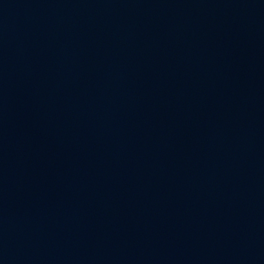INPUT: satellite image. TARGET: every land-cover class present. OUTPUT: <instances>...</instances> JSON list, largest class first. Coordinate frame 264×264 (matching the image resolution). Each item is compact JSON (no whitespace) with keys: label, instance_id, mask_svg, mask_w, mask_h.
Masks as SVG:
<instances>
[{"label":"water","instance_id":"1","mask_svg":"<svg viewBox=\"0 0 264 264\" xmlns=\"http://www.w3.org/2000/svg\"><path fill=\"white\" fill-rule=\"evenodd\" d=\"M0 264H264V0H0Z\"/></svg>","mask_w":264,"mask_h":264}]
</instances>
